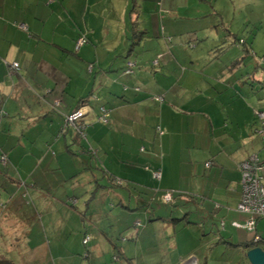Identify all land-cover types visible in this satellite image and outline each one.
<instances>
[{
    "label": "crops",
    "instance_id": "obj_1",
    "mask_svg": "<svg viewBox=\"0 0 264 264\" xmlns=\"http://www.w3.org/2000/svg\"><path fill=\"white\" fill-rule=\"evenodd\" d=\"M130 1L0 0V154L7 157L0 168V254L14 264H48L47 232L54 233L58 222L55 231L64 225L68 231L64 244L57 236L54 249L67 251L57 264H222L225 252L246 256L252 247V235L232 222L246 219L236 209L238 164L252 153L264 163V136L254 130L264 89L250 85L259 67L236 42L245 39L255 52L256 34L233 27L223 10H217L219 27L205 18L207 11L199 18L195 8L192 18L185 8L171 6L159 7L162 20L149 33L138 14H129ZM186 5L194 9V2ZM81 34L88 40L76 51ZM150 34L152 44L134 54L130 43L141 45ZM207 42L213 43L205 50L208 59L196 53ZM145 56L147 67L140 64ZM128 61L137 66L130 75L123 72ZM12 63L18 67L11 69ZM101 106L108 111L106 122L98 118ZM77 109L86 139L73 127L60 129ZM53 140L56 152L49 149ZM52 158L60 168L55 181L45 172ZM157 168L159 180L152 177ZM31 188L43 194V218L23 208ZM163 189L176 191L171 205L183 202L182 215L160 201ZM48 206L56 208L49 212ZM31 223L38 242L23 237L13 245V234L24 236ZM179 228L193 242L186 253L179 252ZM114 230L120 243L113 241ZM256 232L264 249V219Z\"/></svg>",
    "mask_w": 264,
    "mask_h": 264
},
{
    "label": "rangeland",
    "instance_id": "obj_2",
    "mask_svg": "<svg viewBox=\"0 0 264 264\" xmlns=\"http://www.w3.org/2000/svg\"><path fill=\"white\" fill-rule=\"evenodd\" d=\"M161 1L162 0H131L129 5H128L129 6L128 12H129V14L130 13L134 14V18L138 14V16H139L138 23H140V22L143 23L144 27L146 29H149V33H151V29H154V30L158 29L160 19L162 20V14L158 13L159 7L160 8L163 7L162 9H160L161 11H163L166 7L168 8L170 6L174 7V8L181 7V9L185 8L186 10H188V12H186L187 14L185 16L188 15V17H189L192 15V18L194 17L193 15H196L195 8H197V12H200L199 18H201L205 14V11H207V15H204L205 18H209V21H211L214 24H217V26H219V27H220V25H219L220 19H219V16L217 15V10L218 11L223 10L222 12H224V13H222V14L226 17L228 22L232 24L233 27H235V28L238 27L239 29H243V30L247 29L248 31H250L251 29L253 30V33L256 34L255 35L256 39H255V42L253 44V48L255 49V52L257 51L256 55H258V56L264 55V3H261L262 0H234L233 3H231V2L229 3V0H209L211 2L210 4H206L202 0H163L162 5L160 6ZM193 2H194V9L191 8L192 7L191 5H186V3H192L193 4ZM247 2H251V3L246 4ZM116 4H118V3H116ZM251 4H252V6L254 5V7H252ZM232 6H234V9H235L234 12L236 13V14H234L233 20L231 18L233 16L232 12H231ZM212 7L214 9H212ZM140 8H142V9H140ZM165 13H166V15H168L167 12H165ZM127 16H129V15L127 14ZM188 17H186L183 21H185V22L199 21V19H196V18L188 20ZM159 31L162 32L161 29H159ZM137 33H139V32H137ZM245 34L246 33H244V35ZM239 35H240V33H239ZM156 37H157V35H156ZM153 39H155V38H153L152 35L150 34V35H147L146 37H144V40L141 41V45L137 46L136 43L135 44L130 43L129 47H132V46L135 47L134 54H140L141 55V53L143 54L147 50L146 48L149 47L150 43L152 44L151 41H153ZM209 44L213 45L212 42H207L202 47L197 48L196 53H198L201 56H204L208 59V55L206 54L205 50H207ZM213 50H214V52L219 51V50H216V47H213ZM187 53H189V52H187ZM190 53H194V52L191 51ZM255 61H257V63H258V61H259L258 58H256ZM147 62H148V58L146 56L144 57V59L140 60V64L142 66H146ZM200 62H201V64L202 63L206 64V61L203 62L202 60H200ZM191 65H192V63H191ZM242 67H243V65L241 63L240 75L245 76L246 74H245L244 69H242ZM257 67H259V68H257V73L254 77L255 79H254V81H252L250 83V85H254L253 89H264V80H261V79L258 80L259 73H264V65H259V66L257 65ZM149 68L150 67H148V69ZM194 68H197L196 65L194 66ZM149 71L152 73L151 69H149ZM120 73H123V72L120 70ZM68 129H70V128L68 127ZM66 132H67V130L64 131L63 133H66ZM53 139H54V137H53ZM53 141H54V143H52V145L55 144V146H53V147L50 146L49 149L51 150V152L53 150H54V152H56L57 146L59 145V143L57 144V143H55V140H53ZM61 143H62V141H61ZM89 147H90V145H88V148ZM50 150H49V155L54 157L51 154ZM92 156L98 157V155H96V153ZM58 159L61 160V161H59L60 167L61 168L65 167V165L63 164L64 162H62V159L60 157H58ZM44 165L45 164L43 163V167H44ZM50 165H52V169L47 170L45 172L48 174L51 181H55V179L59 175L58 173L60 172L59 171L60 168L57 169L58 167L56 166V161L53 160V158L51 159ZM1 167L3 168V166L0 165V168ZM2 168H1V170H2ZM39 191L40 190H38V188H31L30 191H28V194L26 195V200H28L30 204L29 205H23V208L27 209V212H28V210H30L32 212L34 211L36 213V216H40V217L42 216V218H43V194L41 196L38 195ZM93 191H95L94 188L90 190L91 193ZM41 193H42V191H41ZM89 193H87V194L89 195ZM179 193L184 194L183 190H180ZM36 194L39 196L37 201H36V198H37ZM110 204H111V198L107 196L106 206L109 207ZM171 204L172 203H170V205H168V208H170V209L172 206ZM67 205L69 206V204H67ZM183 206H184L183 202L177 203V204H175V206H172V210H174L173 212L177 211L178 212L177 214L180 216V215H182V212H183V208H184ZM54 208H56V207L52 208V207L48 206L49 212L51 209L53 211ZM63 210L64 209H61V213H63ZM67 214H68V212H67ZM50 216H49V218H50ZM62 216L64 218L67 215L63 214ZM132 218H133V216H132ZM135 220H139V219H135ZM61 225H62V223L60 224V222H58V224H56L55 226L53 224V226H54L53 232L54 233H52V231H50V230H48V232H47V244L49 245V252L52 250L48 256V264H57L61 260V258L64 259L66 256L65 253L67 251H66L65 247H63V248L58 247V249H60L58 251L54 249L56 241L58 239L57 236L60 239V242H58V244H60V243L64 244V241L66 240V235H67V231H68V229L65 230L66 225H64L63 230L59 229V232L55 231L56 227H60ZM116 231L117 230H114L115 237H114L113 241L115 242V241L119 240V243H120L122 237H120V234H118L120 231H117V232ZM1 232H2V229L0 227V234H1ZM42 232H43V230H41V233ZM21 235L22 234H20V233H14L13 234V236L15 237V239L12 240L13 245H15V243H19L18 242L19 239L22 240L23 237H25V239H27L28 241H31V242H38V240H39V238L37 236V229H36L35 223H31L29 231L27 233H24V236H21ZM177 235L179 236L178 238L180 240H182V244H183V248L179 252L180 253H186L188 251L189 246L191 247L193 242L190 239V236L187 234L186 230L181 231V229L179 228V230H177ZM117 243H118V241H117ZM160 246L162 247V249L167 248L166 247L167 245H165V242L160 243ZM0 251H1V249H0ZM59 251H61L62 254L59 255V253H58ZM115 254L116 255H114V257H118L119 253L116 252ZM0 255H1L0 257L7 258L5 253H1ZM175 256H177V253H175ZM171 258H174V254L171 255ZM22 259H25V257L23 255H22ZM83 259L85 260V263H86V259L85 258H83ZM246 259H247L246 256H244L241 252L240 253H234L233 255L230 252H228V253L225 252V254L223 255L222 264H248V262L245 261ZM32 261L33 260H30V262H32ZM107 263L109 264L110 262L107 261Z\"/></svg>",
    "mask_w": 264,
    "mask_h": 264
},
{
    "label": "built area",
    "instance_id": "obj_3",
    "mask_svg": "<svg viewBox=\"0 0 264 264\" xmlns=\"http://www.w3.org/2000/svg\"><path fill=\"white\" fill-rule=\"evenodd\" d=\"M23 26V25H20ZM86 42V37L84 35H80L75 40V50L79 49ZM242 42V40H240ZM259 62H264V56L258 57ZM157 61L154 59L153 64H156ZM127 69L125 73L132 72L131 66L133 62L128 61L126 63ZM18 66L16 63H12L10 65L11 69H16ZM138 89V87H136ZM154 99L157 101H162V96L157 95L154 96ZM4 114V111L0 108V115ZM82 112L77 109L74 112L70 113L65 117L64 123L61 126V129L65 130L68 127H73L75 131L82 137H85L84 134V126L79 122V118L81 117ZM255 115L259 120V124L254 129L258 134H264V110H256ZM108 116V111H103L101 116L99 117L100 120L106 122ZM92 154L95 151L90 148L89 149ZM0 163L2 166L6 165L7 157L5 154H0ZM210 165L209 162L205 163V166L208 167ZM239 169L241 172V194L239 201L236 205L237 211L244 213L247 215L246 220L244 223H239L237 221H233L232 224L236 227H241L246 229L247 231L253 233L252 241L257 243L261 240V236L256 232L255 224L256 219L261 217L264 218V181H262V170H264V165H262L261 161L258 158L256 153L250 154L246 159L241 161L239 164ZM161 176L160 170H155L153 172V177L159 179ZM115 182L117 184L121 183V180L116 179ZM164 201H171V194L170 192H166L163 194ZM90 239L89 235H85L82 239L83 244H87L88 240Z\"/></svg>",
    "mask_w": 264,
    "mask_h": 264
},
{
    "label": "trees",
    "instance_id": "obj_4",
    "mask_svg": "<svg viewBox=\"0 0 264 264\" xmlns=\"http://www.w3.org/2000/svg\"><path fill=\"white\" fill-rule=\"evenodd\" d=\"M81 35H84V34H81ZM85 36V35H84ZM86 37V36H85ZM87 37H86V42H87ZM240 40H242V42H240ZM85 42V43H86ZM236 42H237V44H240V45H242L241 47L244 49V51H245V53L247 54H249V55H251V57H253V58H258V57H261V56H264V55H261V56H258V55H256V53L252 50V49H247V47H249L248 45H246L245 43H246V41H245V39H243V38H241V39H238V40H236ZM84 43V44H85ZM83 44V45H84ZM82 45V46H83ZM81 47V46H80ZM78 50V49H77ZM76 50V51H77ZM160 58H161V56L160 57H156L155 58V60L157 61V63L156 64H159V60H160ZM131 62V61H130ZM256 62V64L259 66V65H264V62H259L258 61V63H257V61H255ZM156 64H153V61H152V65H156ZM136 66H135V63L133 62V65L131 66V71L132 72H129V73H126L127 75H130V74H132L133 72H134V68H135ZM127 69V65L125 64V66H124V68H123V72H125V70ZM138 90V89H137ZM155 96H157V95H155ZM162 96V95H161ZM164 99H163V96H162V101H163ZM162 101H159V102H162ZM100 110H101V112L103 113V111H107L106 109H105V107L104 106H101L100 107ZM259 110H264V109H259ZM4 114H2V115H0V118L3 116ZM101 116V115H100ZM99 116V117H100ZM98 117V118H99ZM255 117H256V121H257V125L259 124V120L257 119V116L255 115ZM81 124H83V126H84V129H85V127H86V124H84V122H82V121H79ZM256 128V127H255ZM61 129V128H60ZM157 130V134L158 135H162L163 133H164V131L161 129H156ZM76 133H77V131H76ZM85 134V133H84ZM79 135V134H78ZM259 135H262V136H264V134H259ZM80 137H81V135H80ZM85 139H86V137H84ZM257 154V153H256ZM258 155V154H257ZM259 158V157H258ZM259 160H260V158H259ZM261 161V160H260ZM207 162H209L210 163V165L212 164V161H207ZM206 162V163H207ZM262 163V162H261ZM210 165L208 166V167H210ZM262 165H264V163H262ZM2 166V165H1ZM160 170V173H161V169L160 168H157V169H155V170ZM154 172V171H153ZM153 172H152V177H153ZM161 177V176H160ZM154 178V177H153ZM154 179H156V178H154ZM160 179V178H159ZM159 179H156V180H159ZM166 192H170V194H171V201H164V199H163V194L164 193H166ZM176 193V191H171V190H165V189H163V190H160V201H162V203H166V204H170V203H173V195ZM246 215V214H245ZM246 218H247V215H246ZM259 219H264V218H261V217H259V218H257L256 219V223H257V221L259 220ZM246 220V219H245ZM242 223H244V222H242ZM134 225L135 226H137V225H139V221H135L134 222ZM239 228H241V227H239ZM244 229V228H243ZM255 229H256V224H255ZM246 230V229H245ZM247 231V230H246ZM247 232H249V231H247ZM251 235H252V237H253V233H251V232H249ZM262 241V239L259 241V242H261ZM259 242H257V243H254L253 241H252V239H251V243H250V246H252V247H254V246H259L258 245V243ZM85 245V244H84ZM0 264H14L11 260H9L8 258H4V257H0Z\"/></svg>",
    "mask_w": 264,
    "mask_h": 264
},
{
    "label": "water",
    "instance_id": "obj_5",
    "mask_svg": "<svg viewBox=\"0 0 264 264\" xmlns=\"http://www.w3.org/2000/svg\"><path fill=\"white\" fill-rule=\"evenodd\" d=\"M246 257L251 264H264V249L260 246L251 247L246 251Z\"/></svg>",
    "mask_w": 264,
    "mask_h": 264
}]
</instances>
